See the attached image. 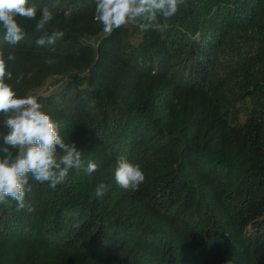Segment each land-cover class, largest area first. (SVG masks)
Returning a JSON list of instances; mask_svg holds the SVG:
<instances>
[{
  "label": "trees",
  "instance_id": "1",
  "mask_svg": "<svg viewBox=\"0 0 264 264\" xmlns=\"http://www.w3.org/2000/svg\"><path fill=\"white\" fill-rule=\"evenodd\" d=\"M28 4L37 17H17L23 40L8 44L0 27L5 59L15 56L7 82L26 96L64 79L35 97L83 167L55 190L30 178L31 212L0 204V264H264V0H185L157 14L163 31L129 23L110 35L96 0ZM44 8L48 33L64 36L39 46ZM231 82L239 93L225 102ZM121 156L141 166L138 190L116 184Z\"/></svg>",
  "mask_w": 264,
  "mask_h": 264
},
{
  "label": "clouds",
  "instance_id": "2",
  "mask_svg": "<svg viewBox=\"0 0 264 264\" xmlns=\"http://www.w3.org/2000/svg\"><path fill=\"white\" fill-rule=\"evenodd\" d=\"M183 4L185 0H96L94 19L109 35L129 23H138L142 31H163L167 25L157 22V14L167 20ZM17 17L35 20L37 8L29 6L28 0H0V27L4 31L3 39L11 45L25 37ZM53 19L52 11L41 10L35 25V31L42 33L36 40L37 45H53L64 36L58 30L48 33L47 25ZM6 60L15 61V56L9 53L5 59L4 50L0 49V115L6 129L0 145V204L7 205L11 199L17 211L27 209L31 212L33 209L26 203V194L31 191L29 179L47 183L55 190L64 183L70 169L83 167L82 151L74 143H65L58 123L42 111L37 97L17 95L7 82L12 80L13 73L7 69ZM47 62L52 63L51 60ZM22 79V75L17 77V83ZM88 108L92 111L94 102H90ZM96 169L94 162H88V174ZM114 178L122 189L138 190L145 181V174L139 164L121 156L115 162ZM106 190L105 183H98L95 194L103 197Z\"/></svg>",
  "mask_w": 264,
  "mask_h": 264
},
{
  "label": "rangeland",
  "instance_id": "3",
  "mask_svg": "<svg viewBox=\"0 0 264 264\" xmlns=\"http://www.w3.org/2000/svg\"><path fill=\"white\" fill-rule=\"evenodd\" d=\"M64 79L63 78H51L49 79L44 87H42L40 90L32 92L30 95L36 96V95H46L52 92L57 91L60 89L63 85ZM239 85V84H238ZM238 85H235V82H231L230 86L234 87L230 94L226 93L225 90H222L220 93V96L225 102L229 97L232 95H237L239 93ZM231 89V88H230ZM237 104V103H236ZM235 104V105H236ZM234 105V106H235ZM246 109L241 107L240 105L235 107L234 109L226 110V113L229 115V117L236 118V117H242L245 113Z\"/></svg>",
  "mask_w": 264,
  "mask_h": 264
}]
</instances>
